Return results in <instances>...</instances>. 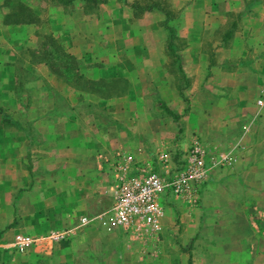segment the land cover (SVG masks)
I'll list each match as a JSON object with an SVG mask.
<instances>
[{"label":"crops","instance_id":"1","mask_svg":"<svg viewBox=\"0 0 264 264\" xmlns=\"http://www.w3.org/2000/svg\"><path fill=\"white\" fill-rule=\"evenodd\" d=\"M77 1L70 3L76 10L52 16V35L84 64L80 74L85 79H116L125 87L105 96L75 89L56 76L53 85L71 95L65 101V116H55L59 100H48L44 94L28 102L26 110L36 111L22 117L20 126L27 127L20 137L25 143L26 138L36 142L20 155L29 151L34 161L27 167L20 158L16 164L14 150H0V169L5 172L0 175V204H8L10 219L18 213L16 225L1 233L0 264H32L40 258L54 264H150V242L107 227L114 185L109 162L115 152L129 153L152 166L157 164L156 152L166 153L174 164L195 132L209 150L241 145L235 147L238 158L231 167L209 174L240 173L247 184L261 185L256 178L250 182L245 177L264 172V107L254 104L264 86V0H189L184 14L165 23L171 29L177 24L185 28L181 35L185 45L173 54L167 50L168 42L172 46L170 32L161 25L165 16L155 7L147 12L150 24L137 30L140 19L124 0H107L103 3L107 15L91 19L81 7L87 4ZM111 15L117 18L114 45L106 50L99 40L105 23L111 21L104 18ZM1 26L6 31L12 28ZM180 76L190 78V86L180 82ZM5 97L11 100L8 89ZM171 198L162 195V204ZM81 216L89 222L49 248L20 252L12 245L15 235L44 236L76 225ZM10 252L16 260H6ZM129 253L135 255L130 262Z\"/></svg>","mask_w":264,"mask_h":264},{"label":"rangeland","instance_id":"2","mask_svg":"<svg viewBox=\"0 0 264 264\" xmlns=\"http://www.w3.org/2000/svg\"><path fill=\"white\" fill-rule=\"evenodd\" d=\"M82 1L84 0H78L77 4ZM106 1L85 0L87 5L81 6L83 13L89 19L100 14L107 15L103 7ZM19 2L36 15V20L23 26L12 25V28L6 31L1 26L2 18L5 14L15 11ZM125 2H136L137 6L143 7L133 11V14L138 15L140 19V23L136 24V29L140 30L141 26L150 24L148 6L155 7L162 14L166 12V18H164L172 22L180 14L185 13L184 9L189 0H125ZM54 6H58L57 9ZM61 6L63 7L54 0H0V90L2 92L0 93V150H14L13 162L18 164L19 159L22 158L23 166H30L34 160L29 151L25 155L23 151L20 155V150H29L36 142L35 138H26L25 143L22 135L20 137V133L22 134L27 127L20 126V122L24 121L21 120L22 117L29 118L36 111L31 108L26 110L28 102L32 101L36 94H44L48 100L50 98L59 100L55 108V116L62 117L66 115L65 101L71 96H67L65 90L57 89L53 85L57 82L54 78L56 75L50 72L46 65L47 61L43 62L44 59L41 60L29 51L38 47L39 42L44 41L42 35H52L50 28H53L55 23L52 19L53 15L56 18L62 12L67 14L76 10L75 7L71 9L70 4ZM112 18L113 15L104 18L111 21L105 23V30L99 40L103 49L106 50L114 45L112 43L115 34L113 25L116 24L117 18ZM165 19L161 23L163 27L167 22ZM184 30L183 25L172 26V33L169 35L172 41V54L185 45L181 36ZM53 38L58 42L56 37L53 36ZM121 45L122 42L116 43V46ZM213 46L214 44L209 45V51ZM46 48L50 50L49 46ZM210 61L211 59L208 61V66ZM82 66L84 64L80 62L79 73ZM76 70L74 69L73 78L68 80L69 85L78 90L89 87L76 75L78 74ZM62 75L65 77V73ZM208 76L207 71L205 77ZM183 78L184 76L179 77L180 82L183 81V84L190 86L192 80L190 81L188 77ZM120 83L115 81L109 89L106 86H97L96 89L105 96L116 95L125 87L123 82ZM3 89H5L4 95ZM6 89L9 90L11 100L5 97ZM75 94L77 97L76 92ZM3 97L5 98L2 99ZM184 99L188 101V98ZM48 111L51 112L49 109ZM192 136L200 138L195 132H192ZM3 173L5 172L0 169V175ZM13 174L16 179L19 177L18 171ZM256 176H258L257 172H251L245 178L250 182L255 181L256 178L261 184L258 188L247 184L240 173L237 175L223 170L213 171L204 181L196 199L192 201L181 198L165 200L162 204L164 215L161 229L156 238L136 237L129 232L128 235L139 242L141 240L150 242V264H264V172ZM15 186L9 189L4 188V191H10ZM5 205L8 206V204H0V227L6 223L0 229V236L2 231L16 225L15 218L18 217L15 211L10 219ZM141 253L144 254L142 251ZM15 256L14 252L5 255L6 260H16ZM134 258L135 255L130 253L126 256L128 262ZM32 264H54V262L40 258Z\"/></svg>","mask_w":264,"mask_h":264},{"label":"built area","instance_id":"3","mask_svg":"<svg viewBox=\"0 0 264 264\" xmlns=\"http://www.w3.org/2000/svg\"><path fill=\"white\" fill-rule=\"evenodd\" d=\"M257 109L264 107V86L254 101ZM243 132L247 125L242 126ZM227 150H209L197 136H192L179 162L171 163L166 153L156 152V165L139 163L129 153L115 152L109 162L114 185L112 205L107 227H118L136 237H157L163 218L162 195L174 199L192 201L198 195L209 172L215 168L231 167L238 158L235 147ZM89 219L81 216L71 227L55 229L44 236L15 235L12 245L17 251L29 247L48 248L67 240L75 229L87 224Z\"/></svg>","mask_w":264,"mask_h":264},{"label":"trees","instance_id":"4","mask_svg":"<svg viewBox=\"0 0 264 264\" xmlns=\"http://www.w3.org/2000/svg\"><path fill=\"white\" fill-rule=\"evenodd\" d=\"M57 3L61 5H67L75 0H54ZM85 1V0H84ZM124 4H126L129 8L132 9V11H136V9H142L143 7L137 6L136 2L133 3H127L124 0ZM150 8H153L152 6H148L147 10H150ZM166 18V12L163 13ZM23 18V19H22ZM36 20V15L29 10L28 7H26L22 3H18L16 5L15 11H12L10 13H7L2 18V24L3 25H23L28 24ZM166 20V19H165ZM167 30L171 33L172 29L165 26ZM42 40H44L42 43L39 42L38 47L30 49V54L34 56L40 57V59H44L43 62H46L47 67L50 69V72L52 74H55L57 77H59L62 81L65 83H68V80L70 81L74 76V69H77L76 74L80 79L84 81V83L89 86L87 88H80V90H87L91 93H97L101 94V92L96 89L97 86H106L107 89L110 88L111 84H114L117 80H97L92 81L85 79L79 72V60L74 58L72 55L67 53L63 46L59 44V42L55 41V38L51 34L42 35ZM46 46L50 47V50H47ZM167 50L172 51L171 43H167ZM174 57H177L176 55ZM58 61V62H57ZM39 62V61H38ZM62 73H65V77L62 75ZM102 84V85H99ZM71 85V84H70ZM102 95V94H101ZM168 113L172 114L171 111L168 109H165ZM5 119V118H4Z\"/></svg>","mask_w":264,"mask_h":264}]
</instances>
